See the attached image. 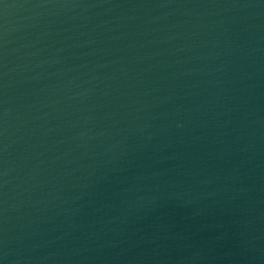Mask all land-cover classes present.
Instances as JSON below:
<instances>
[{
    "label": "water",
    "instance_id": "1",
    "mask_svg": "<svg viewBox=\"0 0 264 264\" xmlns=\"http://www.w3.org/2000/svg\"><path fill=\"white\" fill-rule=\"evenodd\" d=\"M0 264H264V0H0Z\"/></svg>",
    "mask_w": 264,
    "mask_h": 264
}]
</instances>
